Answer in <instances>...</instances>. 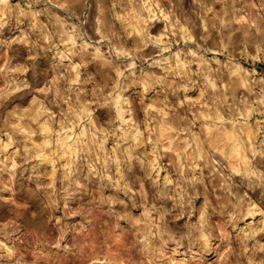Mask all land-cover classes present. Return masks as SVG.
Returning <instances> with one entry per match:
<instances>
[{
	"label": "rangeland",
	"instance_id": "374dc122",
	"mask_svg": "<svg viewBox=\"0 0 264 264\" xmlns=\"http://www.w3.org/2000/svg\"><path fill=\"white\" fill-rule=\"evenodd\" d=\"M0 264H264V0H0Z\"/></svg>",
	"mask_w": 264,
	"mask_h": 264
},
{
	"label": "bare ground",
	"instance_id": "6f19581e",
	"mask_svg": "<svg viewBox=\"0 0 264 264\" xmlns=\"http://www.w3.org/2000/svg\"><path fill=\"white\" fill-rule=\"evenodd\" d=\"M185 21H187V22H190V24L192 25V27H194L195 28V26H197V20H196V17H193V19L191 18H186L185 19ZM180 23H182L183 21H179ZM186 44H190L189 42L188 43H186ZM133 131V130H132ZM135 131H133V133H134ZM130 133V132H129ZM133 133H131V134H133ZM131 134H125L123 137H124V139H128V138H130V139H132V144L130 145V149L128 150V149H126V153H130V156H131V154H132V151H133V147H137V146H141L142 145V141H143V139L142 138H138V135L136 134V132H135V134H133V135H131ZM135 135V136H134ZM236 135H238V134H236ZM170 136V134L168 135V137ZM240 136V135H239ZM239 136H237V137H239ZM238 139V138H237ZM136 140V141H135ZM251 144V143H250ZM139 148V147H138ZM138 148H136V149H138ZM187 155H189V154H187ZM129 157V156H128ZM168 159H170L171 158V156L170 157H167ZM181 158V157H180ZM187 158V157H186ZM243 158V157H242ZM241 158V159H242ZM256 158V157H255ZM245 158H243V160H244ZM257 159V158H256ZM182 160V159H181ZM248 160V159H247ZM171 161H173V159L171 160ZM248 162H251V161H249L248 160ZM249 164V163H248ZM176 165V164H175ZM154 188V187H153ZM151 191V190H150ZM153 192H154V190H153ZM122 193H127V191H124L123 190V192ZM168 193V188H167V186L166 187H164V188H162V190H161V195L160 196H158V199H162V200H164L163 199V195H165V194H167ZM151 194V193H150ZM149 194V195H150ZM151 196V195H150ZM154 197V196H153ZM160 197V198H159ZM148 199H150V197L148 198ZM141 202H142V200H140ZM128 202V201H127ZM138 201H135V200H133V203L131 204L130 203V205H132L131 207H134V208H140L141 207V203H137ZM123 208L125 209L126 208V206L123 204ZM170 212H172V211H170ZM171 214V213H170ZM171 216H173V214H171Z\"/></svg>",
	"mask_w": 264,
	"mask_h": 264
}]
</instances>
